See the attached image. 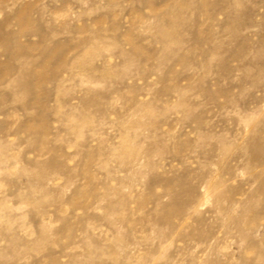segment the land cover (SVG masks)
I'll return each mask as SVG.
<instances>
[{
    "label": "rangeland",
    "instance_id": "obj_1",
    "mask_svg": "<svg viewBox=\"0 0 264 264\" xmlns=\"http://www.w3.org/2000/svg\"><path fill=\"white\" fill-rule=\"evenodd\" d=\"M0 264H264V0H0Z\"/></svg>",
    "mask_w": 264,
    "mask_h": 264
}]
</instances>
